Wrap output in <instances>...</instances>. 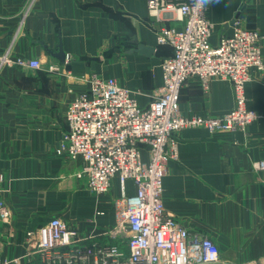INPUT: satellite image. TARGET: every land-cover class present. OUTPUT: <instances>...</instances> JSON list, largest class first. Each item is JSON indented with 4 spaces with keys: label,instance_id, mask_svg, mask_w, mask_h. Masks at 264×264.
Returning <instances> with one entry per match:
<instances>
[{
    "label": "crops",
    "instance_id": "crops-1",
    "mask_svg": "<svg viewBox=\"0 0 264 264\" xmlns=\"http://www.w3.org/2000/svg\"><path fill=\"white\" fill-rule=\"evenodd\" d=\"M31 2L0 0V57L9 52L57 70L0 69V199L12 211L8 221L0 219V264H25L34 246L27 231L55 216L86 240L115 241L107 232L116 223L117 180L108 193H93L78 175L82 159L56 153L68 129L66 110L88 89L90 74L115 78L148 107L163 84L161 63L173 55L170 46L158 44L160 23L150 18L147 0H36L29 10ZM208 4L211 44L238 23L259 31L264 60V0ZM139 46L154 51L147 55ZM245 95L247 109L264 113V71L246 83ZM234 107L227 80H213L205 93L192 79L180 93L183 115L221 117ZM175 137L179 157L168 161L163 178L166 210L191 235L216 241L220 259L214 264H264V169L253 166L264 158V118L246 130L212 134L188 127ZM127 189L135 191L133 181Z\"/></svg>",
    "mask_w": 264,
    "mask_h": 264
},
{
    "label": "built area",
    "instance_id": "built-area-1",
    "mask_svg": "<svg viewBox=\"0 0 264 264\" xmlns=\"http://www.w3.org/2000/svg\"><path fill=\"white\" fill-rule=\"evenodd\" d=\"M147 8L150 18L160 23L158 44L173 49V55L161 63L163 84L157 98L141 107L115 78L88 75L84 78L88 89L66 110L68 129L56 150L59 156L82 159L78 175L86 178L93 193H108L117 180L116 223L107 232L115 241L86 240L64 218L55 216L27 231L34 246L25 264H196L197 260L214 264L220 259V247L213 238L191 235L166 210L163 178L168 161L179 157L175 136L182 129L235 132L264 118V113L247 109L245 95L246 83L264 71L262 36L257 29L235 23L213 46L210 39L215 25L209 17V4L197 7L196 0H147ZM174 21L183 22V29L172 27ZM65 57L67 64L71 56ZM12 64L57 70L55 65L44 67L40 60L11 58L9 52L0 57V67ZM192 79L205 93L213 80L229 81L235 107L221 117L183 115L180 93ZM253 166L263 170L264 158ZM128 181L135 184L133 193L128 192ZM11 216L12 211L0 199V219L8 221Z\"/></svg>",
    "mask_w": 264,
    "mask_h": 264
},
{
    "label": "water",
    "instance_id": "water-1",
    "mask_svg": "<svg viewBox=\"0 0 264 264\" xmlns=\"http://www.w3.org/2000/svg\"><path fill=\"white\" fill-rule=\"evenodd\" d=\"M231 23L233 24L234 22H231ZM138 51L141 53L149 55L150 53H152L154 51V48H147L145 46H139ZM62 55L64 56L63 52H62Z\"/></svg>",
    "mask_w": 264,
    "mask_h": 264
},
{
    "label": "clouds",
    "instance_id": "clouds-1",
    "mask_svg": "<svg viewBox=\"0 0 264 264\" xmlns=\"http://www.w3.org/2000/svg\"><path fill=\"white\" fill-rule=\"evenodd\" d=\"M211 2L212 0H196L197 7H202Z\"/></svg>",
    "mask_w": 264,
    "mask_h": 264
},
{
    "label": "rangeland",
    "instance_id": "rangeland-1",
    "mask_svg": "<svg viewBox=\"0 0 264 264\" xmlns=\"http://www.w3.org/2000/svg\"><path fill=\"white\" fill-rule=\"evenodd\" d=\"M66 58V57H65ZM65 58H64V60H65ZM13 65H16V64H13ZM2 67V66H1ZM1 67H0V69H1ZM65 133V132H64ZM10 209V208H9ZM11 210V209H10Z\"/></svg>",
    "mask_w": 264,
    "mask_h": 264
}]
</instances>
